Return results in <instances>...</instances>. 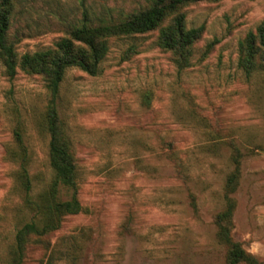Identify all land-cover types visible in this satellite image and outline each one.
Segmentation results:
<instances>
[{
	"label": "rangeland",
	"instance_id": "rangeland-1",
	"mask_svg": "<svg viewBox=\"0 0 264 264\" xmlns=\"http://www.w3.org/2000/svg\"><path fill=\"white\" fill-rule=\"evenodd\" d=\"M79 2L15 0L9 38L18 55L58 41L55 17L81 16ZM143 2L85 0L91 11L117 14ZM184 11L188 27L204 26L190 67L179 70L153 31L111 40L97 75L68 70L59 109L83 211L31 241L25 264H226L215 218L238 153L232 234L264 264V74L248 77L238 66L239 41L264 20V0L202 1ZM47 100L43 77L19 70L10 78L0 61V264L33 215L16 177V131L35 194L54 178Z\"/></svg>",
	"mask_w": 264,
	"mask_h": 264
},
{
	"label": "trees",
	"instance_id": "trees-1",
	"mask_svg": "<svg viewBox=\"0 0 264 264\" xmlns=\"http://www.w3.org/2000/svg\"><path fill=\"white\" fill-rule=\"evenodd\" d=\"M202 1L220 0H144L130 12L118 14L112 8H105L101 12L91 11L85 0H80L83 8L81 16L73 19L63 15L55 17L63 29L58 41L46 49L20 56L15 43L9 38L15 0H0V61L5 67V74L14 78L19 70H23L40 75L45 81L48 94L44 113L45 129L50 136L49 164L54 174L52 182L36 195L23 135L16 131L15 138L22 149L15 152V161L19 163L16 177L23 191L24 207L32 211L33 215L17 229L6 264H25L31 241H42L46 235L62 226L67 215L83 211L79 198L78 166L59 109L61 85L68 70L78 68L90 75H97L109 53L111 40L153 31H158L156 44L171 53L179 70L190 67L195 45L202 37L204 26L188 27L184 8ZM214 44L212 42L207 46L208 52ZM238 66L248 77L256 72L264 74V20L239 41ZM234 161L237 167L227 178L226 207L215 218L219 240L228 246L226 264H261L259 257L248 251L232 234L235 202L230 194L238 185L239 153ZM66 191L70 196L64 199L62 194Z\"/></svg>",
	"mask_w": 264,
	"mask_h": 264
},
{
	"label": "crops",
	"instance_id": "crops-1",
	"mask_svg": "<svg viewBox=\"0 0 264 264\" xmlns=\"http://www.w3.org/2000/svg\"><path fill=\"white\" fill-rule=\"evenodd\" d=\"M252 252V251H251Z\"/></svg>",
	"mask_w": 264,
	"mask_h": 264
}]
</instances>
